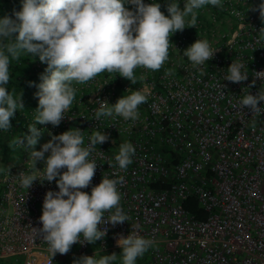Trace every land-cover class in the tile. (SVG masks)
I'll return each mask as SVG.
<instances>
[{
    "label": "built area",
    "instance_id": "2783aa9c",
    "mask_svg": "<svg viewBox=\"0 0 264 264\" xmlns=\"http://www.w3.org/2000/svg\"><path fill=\"white\" fill-rule=\"evenodd\" d=\"M261 2L222 0L221 8L205 6L195 28L170 37L174 47L163 67L155 72L136 69L135 84L107 72L86 84H74L76 99L59 126L37 124L46 139L34 149L18 146V162L0 171V258L20 259V264H53L57 259L70 264L85 255L116 253L120 264L116 242L136 223L140 235L154 241L136 264H264V101L258 104L261 114L238 109L245 94L264 91V78H256V72L264 71ZM162 12L167 15L166 6ZM197 39H207L216 49L203 65L204 75L183 55ZM237 59L246 66L247 80H224ZM136 90L147 96L137 120L94 118L99 100L112 105ZM37 106L35 96L25 117L27 130ZM72 128L83 131L85 145L93 131L108 135L90 157L97 162L91 185L81 190L90 194L103 176H122L120 206L131 219L106 223L101 226L107 228L102 240L77 243L67 254L51 257L42 237L32 238L31 228H42L44 196L59 191L56 181L36 180L26 190L20 178L29 172L40 177L44 164L37 162L41 169L33 170L30 151L41 150L52 136ZM125 141L136 150L126 171L114 159ZM187 196L195 197L204 218L183 207Z\"/></svg>",
    "mask_w": 264,
    "mask_h": 264
},
{
    "label": "clouds",
    "instance_id": "9594fccd",
    "mask_svg": "<svg viewBox=\"0 0 264 264\" xmlns=\"http://www.w3.org/2000/svg\"><path fill=\"white\" fill-rule=\"evenodd\" d=\"M126 2L134 6V11L125 7ZM207 5L223 7L222 0H185L182 8L178 0H169L165 15L159 3L143 0H22L21 10L14 12L15 19H0V130L9 131L14 113L24 109L20 94L16 97L6 87L12 60L31 55L47 65L37 86L38 106L34 122L28 125L29 134L14 137L11 142L34 149L42 134L36 125L59 126L76 99L74 84H86L105 72L117 73L135 84L136 69L159 71L174 47L170 37L186 27L195 28L199 10ZM259 13L264 21V2L259 4ZM259 33V40L264 41V27ZM215 51L207 39H197L183 55L204 75L203 65L213 58ZM245 67L239 59L232 61L224 80L233 83L247 80ZM256 78H264V71L256 72ZM262 101L264 91L256 95L247 93L239 100L238 109L248 108L261 114L258 104ZM98 102L96 120L119 116L134 121L139 118V106L147 102V96L136 90L112 105L106 100ZM108 139V135L96 130L85 145L83 131L72 128L52 136L41 150L29 153L32 169L40 171L36 165L42 161L43 171L40 177L31 172L22 175L21 187L27 190L36 180H55L59 189L45 193L39 217L42 228H31L32 238L42 237L51 257L67 254L74 244L102 240L107 228L101 226L106 223L116 225L131 219L120 206L118 185L123 182L122 176H103L90 194L81 190L88 188L95 176L97 162L90 159L92 153ZM135 151L128 141L119 145L114 157L119 169L127 170ZM131 225L127 237L120 235L116 242L121 249L120 264H136L154 245L152 239L140 235L138 224ZM117 260L116 253L94 254L82 256L73 264H116Z\"/></svg>",
    "mask_w": 264,
    "mask_h": 264
},
{
    "label": "trees",
    "instance_id": "16d2710c",
    "mask_svg": "<svg viewBox=\"0 0 264 264\" xmlns=\"http://www.w3.org/2000/svg\"><path fill=\"white\" fill-rule=\"evenodd\" d=\"M157 0H146L147 3H152ZM160 1V0H159ZM162 1V0H161ZM11 3L14 12H18L22 7V0H0V19L6 17L5 14L7 12L5 9L7 8V4ZM130 3H125V6H128ZM131 9L134 11V6L131 5ZM11 59V58H10ZM47 67L46 64L41 63L39 61L38 56L31 55H21L18 60H12L10 63V80L6 85L9 92L13 93L16 97L20 94V99L24 105V111H28L27 108L31 107L29 102L24 103V99L27 97L34 96L35 99V90L38 88L37 86L42 82L40 77L41 74H44V70ZM34 101V100H33ZM35 103V102H34ZM17 124V111L14 113V116L11 118V128L9 131L0 130V152L3 160L8 159L12 152V136L11 131L14 125ZM183 207L192 213L197 218H204L205 211L200 207L197 200L193 196H187L183 200ZM17 260V259H16ZM72 261L70 264H73ZM7 262H3L0 258V264H6ZM20 264V260H17V264ZM9 264V263H8ZM16 264V263H14ZM53 264H59L54 262Z\"/></svg>",
    "mask_w": 264,
    "mask_h": 264
},
{
    "label": "rangeland",
    "instance_id": "374dc122",
    "mask_svg": "<svg viewBox=\"0 0 264 264\" xmlns=\"http://www.w3.org/2000/svg\"><path fill=\"white\" fill-rule=\"evenodd\" d=\"M145 1L146 0H143L144 3H147ZM155 2L159 3L161 5V11H162L163 6H166L167 3L169 2V0H162V1L161 0L160 1L157 0ZM184 2H185V0H178V3L180 4V6H183ZM207 6H211V5H207ZM125 7L128 8L129 10H132L131 9V4H128V6H125ZM3 12H7L5 14L6 17H10L12 19H15L14 10H13L12 5H11L10 2L7 4V8ZM37 90H38V88L35 90V92ZM33 97H34L33 95L30 98L27 97L26 99H24V103L29 102L31 104L30 106L32 107L35 104L34 103L35 99ZM25 106H28V105H25ZM31 107L27 108L28 109L27 112L24 111V109H18L17 110V124L14 125L13 128H12V131H11L12 138L21 136L23 134V132H28V130L26 129L27 124H26V121H25V117L28 115L29 109ZM44 131L45 130H42V134L39 137L38 143L34 147H36L38 144L42 143V141H44L46 139V135H45ZM18 146L19 145H15V146L12 145V152H11L10 156L8 157V159H6V160L2 159L1 152H0V168H5L6 166H8L10 164L18 162V157H17L18 149H19ZM19 147H20V149L22 148V146H19ZM1 260H3V262H7L6 264H8V263L9 264H14V263L17 264V260H20V259L15 260L12 257H2ZM55 262L61 264L60 259L59 260L58 259L55 260Z\"/></svg>",
    "mask_w": 264,
    "mask_h": 264
}]
</instances>
